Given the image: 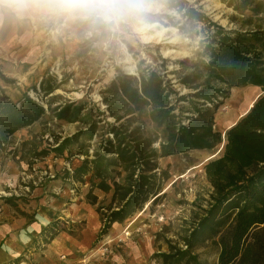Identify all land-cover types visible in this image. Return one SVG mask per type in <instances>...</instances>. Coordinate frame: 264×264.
<instances>
[{"label": "rangeland", "instance_id": "1", "mask_svg": "<svg viewBox=\"0 0 264 264\" xmlns=\"http://www.w3.org/2000/svg\"><path fill=\"white\" fill-rule=\"evenodd\" d=\"M3 4L0 97L43 110L0 143V211L29 225L42 211L48 218L18 260L43 256L55 241L56 263L132 264L138 253L149 264H217L211 240L191 248L187 242L212 204L203 167L222 153L223 124L215 122L223 142L212 150L159 158L162 124L148 110H120L116 120L104 95L117 77L156 73L182 125L215 105L214 119L228 120L230 103L246 94L249 110L263 94L259 88L230 89L228 98L208 103L195 98L199 78L192 88L184 81L222 39L232 43L264 27V0H150L142 17L119 27L15 15ZM128 201L129 211L108 224Z\"/></svg>", "mask_w": 264, "mask_h": 264}, {"label": "trees", "instance_id": "2", "mask_svg": "<svg viewBox=\"0 0 264 264\" xmlns=\"http://www.w3.org/2000/svg\"><path fill=\"white\" fill-rule=\"evenodd\" d=\"M196 68L200 69L197 75H189V83L185 80L184 84L192 88L196 77L201 80L197 87L193 86L198 100L211 103L217 96L226 99L230 89L246 86L259 88L263 94L224 133L220 157L203 167L212 188V204L191 233L187 246L211 240L218 249L217 264H264V27L257 25L237 35L232 43L222 39L209 62L197 64ZM104 96L116 120L120 110L127 115L148 110L151 120L162 124L165 140L159 158L193 150L209 151L223 142L221 133L213 130L217 105L213 110L197 109V117L186 125L175 122L163 79L156 73L139 80L117 77ZM42 114L43 110L31 102L16 108L0 97V143ZM132 206L128 201L123 209L110 215L108 224Z\"/></svg>", "mask_w": 264, "mask_h": 264}, {"label": "clouds", "instance_id": "3", "mask_svg": "<svg viewBox=\"0 0 264 264\" xmlns=\"http://www.w3.org/2000/svg\"><path fill=\"white\" fill-rule=\"evenodd\" d=\"M6 12L83 19L111 27L138 20L150 8V0H4Z\"/></svg>", "mask_w": 264, "mask_h": 264}, {"label": "crops", "instance_id": "4", "mask_svg": "<svg viewBox=\"0 0 264 264\" xmlns=\"http://www.w3.org/2000/svg\"><path fill=\"white\" fill-rule=\"evenodd\" d=\"M247 99H249L248 94L241 99L242 101L240 103L236 101V106H233L235 103L233 105L230 103L231 110L227 113L230 116L228 120L218 119V116L216 117L215 122L217 124H223L224 132L235 125L246 114L248 109H245L244 106L248 101ZM217 132L220 131L217 130ZM46 218V214L42 211L39 213V218L34 224H25L22 218L17 216L12 217V214L8 213L7 209L3 207L0 211V264H88L89 261L87 259L83 263L84 261L76 262V258L69 259L67 263L65 261L56 263V251L58 249L56 248L55 241L47 245L45 252L42 253L43 256L41 254H35L32 256V261L18 260L20 255L30 245L33 238L42 230ZM149 242L145 243V245L149 244ZM132 259V264H149L145 255L143 256L137 253Z\"/></svg>", "mask_w": 264, "mask_h": 264}]
</instances>
